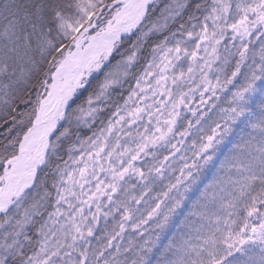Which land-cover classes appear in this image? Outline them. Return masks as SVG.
<instances>
[{"label": "snow or ice", "instance_id": "snow-or-ice-1", "mask_svg": "<svg viewBox=\"0 0 264 264\" xmlns=\"http://www.w3.org/2000/svg\"><path fill=\"white\" fill-rule=\"evenodd\" d=\"M0 264H264V0H0Z\"/></svg>", "mask_w": 264, "mask_h": 264}]
</instances>
